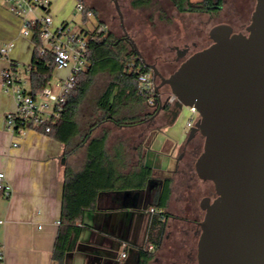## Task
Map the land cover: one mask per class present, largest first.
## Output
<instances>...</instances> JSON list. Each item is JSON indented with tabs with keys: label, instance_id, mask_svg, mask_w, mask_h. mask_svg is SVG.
Segmentation results:
<instances>
[{
	"label": "crops",
	"instance_id": "1",
	"mask_svg": "<svg viewBox=\"0 0 264 264\" xmlns=\"http://www.w3.org/2000/svg\"><path fill=\"white\" fill-rule=\"evenodd\" d=\"M48 1L45 9H35L27 18L47 13L52 28L63 23L71 28L66 19L73 5L82 2L95 8L92 14L98 17L99 25L106 27L100 12L89 0ZM172 8L175 16L200 14L179 13ZM23 28L22 19L9 10L5 0H0V49L7 47V52L0 54V170L12 188L8 197L0 193V264H58L52 258V251L60 228L65 165L74 171L81 169L86 143L64 156L65 144L42 130L27 127L21 132H12L8 128L5 116L16 107L13 93L5 91L2 85V71L9 60L17 63L21 77L28 75L29 89L27 64L31 61L33 44L31 34L25 35ZM83 30L91 31H74L84 35ZM57 71H60L58 79L69 73L68 69ZM181 111L191 113L189 109L181 108ZM193 115L186 121L189 129L187 122ZM176 118L168 123L165 114H157L135 126L103 122L93 130L92 136L99 135L103 129L108 131L105 148L115 159L118 170L126 174L144 165L151 170V178L143 189L115 188L101 192L94 208L76 223L79 234L63 264H141L140 250L149 244L155 245L148 240L149 226L157 215L150 208L160 209L154 203V195L164 177L172 179L170 195L162 209L169 216L160 234L161 245L146 264H181L167 257L162 242L164 234L174 226H197L203 217L200 200L213 191V185L199 179L195 171L183 170L178 165L177 154L188 133L177 127ZM92 119L93 115L89 120ZM86 128L73 138L71 145L79 142ZM122 242L126 243L125 257L120 256Z\"/></svg>",
	"mask_w": 264,
	"mask_h": 264
},
{
	"label": "water",
	"instance_id": "2",
	"mask_svg": "<svg viewBox=\"0 0 264 264\" xmlns=\"http://www.w3.org/2000/svg\"><path fill=\"white\" fill-rule=\"evenodd\" d=\"M208 36L210 44L187 55L167 76L148 64L159 80L155 114L168 98L162 100L164 86L198 113L185 142L203 137L194 171L212 183L215 197L199 203L204 213L197 264H264V0H255L246 33L219 23Z\"/></svg>",
	"mask_w": 264,
	"mask_h": 264
},
{
	"label": "trees",
	"instance_id": "3",
	"mask_svg": "<svg viewBox=\"0 0 264 264\" xmlns=\"http://www.w3.org/2000/svg\"><path fill=\"white\" fill-rule=\"evenodd\" d=\"M179 13H205L218 14L222 8L223 0H168ZM133 9L149 8L153 0H129ZM86 10L95 12V8L85 6ZM84 16H86V12ZM159 18L170 21L164 10L159 9ZM65 24V23H63ZM33 51L31 61L27 64L29 73V92L36 97L44 87L51 82L55 70L53 53L46 49L41 53V23H29ZM86 35L94 31H82ZM126 34L116 37L106 30L99 41L88 39L86 43V67L74 75L75 83L62 107L59 116L47 123L49 130L44 127H35L30 123H19L18 128L34 127L53 136L65 144L64 156L70 155L83 143H86V156L80 170L74 171L67 164L64 170V184L62 192V207L60 228L55 238L52 258L63 264L66 253L72 249L79 234L76 223L82 220L84 213L94 208L97 197L101 192L115 188L143 189L147 180L151 178V170L141 165L138 170L122 173L115 166V159L109 155L105 148L108 131L103 129L99 135L92 136L93 130L103 122H111L116 126H135L148 120L157 110V105L149 104L147 96L138 91L140 57L133 46L129 44ZM106 73L109 78L95 99L96 114L87 124L81 139L71 145L73 138L80 134L76 120L80 105L93 83L95 76ZM162 89V88H161ZM182 104L177 100L164 104V114L167 122L172 123L177 117ZM91 137L87 140V137ZM171 177L161 179V186L154 195V203L161 209L160 214L153 217L149 226L148 240L155 245L160 243V234L169 216L162 210L170 195ZM141 262L152 256L140 250Z\"/></svg>",
	"mask_w": 264,
	"mask_h": 264
},
{
	"label": "rangeland",
	"instance_id": "4",
	"mask_svg": "<svg viewBox=\"0 0 264 264\" xmlns=\"http://www.w3.org/2000/svg\"><path fill=\"white\" fill-rule=\"evenodd\" d=\"M89 1H91V4L100 12V17L105 22L108 31L112 32L116 37L122 36L125 32L129 37V42L131 39L132 42L135 43L145 62L148 64H157L156 66H160L166 75L171 73L180 63V61L176 64L174 62L169 64L164 63L165 60H174L176 57L174 49L171 48L172 45L181 46L184 43L188 44L190 50L187 55L194 50L207 46L211 42L208 37L209 29L215 23L227 20L230 14L226 5L225 8H222L221 11L215 15L197 14L196 16L188 17L180 15L175 16L173 14V8L167 0H153V5L151 7L139 9H133L128 6L127 0H117L122 14L121 21L113 0ZM190 1L195 2L199 0ZM247 1L249 7L243 12V15L246 17L251 14V10H253L255 4V0ZM229 2H231V0H229ZM159 9L164 10L165 15L171 17L172 20L170 19V21H166L160 19ZM83 14V12L76 10L74 4L69 17L66 19V22L69 23L72 31H80L81 29L93 31L99 25V19L96 15L92 14L84 18ZM56 26H59V24ZM193 41L195 44L192 47L191 43ZM129 44L132 46L131 42ZM59 72L60 71L57 70L54 71L49 84V87L54 92L58 90L56 83L59 80ZM22 77L25 81L26 88H28V75L23 74ZM108 78L109 76L106 73H99L95 76L86 97L80 105L77 115V122L80 131L84 130L87 124L93 120H89V118L96 114L95 99L106 85ZM158 81V79L155 80L156 83H158ZM168 91L169 88L167 86L162 87V97H166ZM181 108L189 109L188 106L183 105ZM158 114H164L162 109L159 110ZM190 115L191 113L183 112L180 109L176 118L177 127L182 129V132L184 133H188L189 131V127L186 126V121L190 118ZM192 117L193 121H195L198 114H195ZM156 124H161V122H157ZM201 143L203 144V139ZM179 166L182 168L181 161ZM189 168L190 172L194 171L193 164L190 165ZM211 194L212 198L215 197L214 191H211Z\"/></svg>",
	"mask_w": 264,
	"mask_h": 264
},
{
	"label": "built area",
	"instance_id": "5",
	"mask_svg": "<svg viewBox=\"0 0 264 264\" xmlns=\"http://www.w3.org/2000/svg\"><path fill=\"white\" fill-rule=\"evenodd\" d=\"M8 4L9 10L15 15L19 16L23 21V33L25 35L31 34L29 23H41V53L46 49L51 50L53 53L54 64L56 69H68L69 73L63 78H60L56 87V92L47 85L36 96L32 97L29 89L25 86V81L18 72L17 63L8 61L7 66L2 71V85L5 91H11L15 99V110L8 112L5 120L8 128L12 132H21L25 128H15L19 123H30L35 127H44L45 131L49 130L47 123L57 118L62 110V107L67 101V97L71 92L75 78L74 75L85 69L86 67V43L88 39L101 40L103 34L106 33L104 25H98L93 31L92 35H82L72 31L67 24H60L59 26L51 27V17L45 13L42 16H36L32 19L27 18L29 13L35 9H45L49 5L48 0H5ZM77 11H85L86 16L92 15L91 10H86L82 2L75 5ZM7 52V47L3 46L0 49V54L4 55ZM139 69L143 71L139 74L138 91L140 94L147 96V102L153 104L155 97L158 95L155 92V79L151 68L148 63L140 58ZM176 100L175 96L168 93L167 102L171 103ZM189 110L193 114H198L194 106H189ZM195 121L189 119L188 126H192ZM12 191L11 185L7 182L4 171L0 170V193L6 197ZM152 214H160L164 218L160 209L151 207ZM121 247L123 250L120 253L121 257L126 256V243L122 242ZM153 244H149L144 249H152Z\"/></svg>",
	"mask_w": 264,
	"mask_h": 264
},
{
	"label": "flooded vegetation",
	"instance_id": "6",
	"mask_svg": "<svg viewBox=\"0 0 264 264\" xmlns=\"http://www.w3.org/2000/svg\"><path fill=\"white\" fill-rule=\"evenodd\" d=\"M228 2L229 0H223L222 8H225V6L227 5V9L229 10V13H230L229 18L227 20L217 22L214 25L219 24V23H226V24L231 25V27L233 28V32L246 33V26L250 22L251 14L248 17H246L245 15H243V12L246 10V8L248 9L249 7L248 1L247 0H231L232 3L231 2L228 3ZM252 11L253 10H251V13ZM200 14H205V13H200ZM194 44L195 42L193 41L191 43L192 47ZM171 48L174 49L176 53V57L174 58V60L173 59L165 60L164 63L166 64H169L172 62L176 64L178 63V61L181 62L187 56V53L190 50L189 45L186 43L182 44L181 46L172 45ZM157 68L164 76H167L160 66H157ZM162 111L164 112V109H162ZM157 114L158 113L156 114L154 113L151 117H154ZM202 139L203 137L197 134L194 138H192L188 142H184V144L180 147L178 154H177V161H178V165L181 161L183 170L190 169L189 166L192 164L194 167L195 159L202 149V145H203L201 143ZM205 196H209L212 199L211 191L209 192L208 195H205ZM199 233H200V229H199L198 224L197 226H194L192 228L185 227V226H174L172 229L168 230L167 233L164 234V237L162 240L163 247L166 248L167 257L169 259H172L173 261H180L181 264H197L196 255H197V240H198ZM160 245L161 244L159 243V245H154L152 249L150 250L143 249V251H145L146 253H152ZM147 260L141 264H146Z\"/></svg>",
	"mask_w": 264,
	"mask_h": 264
}]
</instances>
